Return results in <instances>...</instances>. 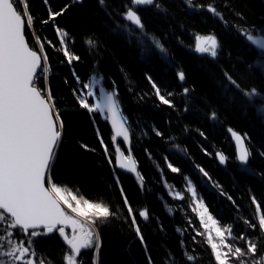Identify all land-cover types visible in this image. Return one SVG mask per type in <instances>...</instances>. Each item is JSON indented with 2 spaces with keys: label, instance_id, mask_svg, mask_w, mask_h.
I'll return each instance as SVG.
<instances>
[{
  "label": "snow or ice",
  "instance_id": "snow-or-ice-1",
  "mask_svg": "<svg viewBox=\"0 0 264 264\" xmlns=\"http://www.w3.org/2000/svg\"><path fill=\"white\" fill-rule=\"evenodd\" d=\"M42 6L38 16L32 0H0V264H113L105 252L110 227L126 235L129 247H140L133 264H200L198 238L213 264H264V168L251 164L264 160V143L254 144L229 121L254 112L264 123V22L249 23L235 0H64L58 7L42 0ZM190 14L212 18L219 31L194 32L193 43L184 44L183 18ZM228 37L253 58L235 52ZM115 41L137 52L149 91L139 88ZM172 41L196 54L200 79L177 61ZM161 63L178 88H162L154 78L152 66ZM80 65H90L87 75ZM201 83L210 84L211 98L200 94ZM128 98L135 111L126 107ZM145 105L166 119H148L139 111ZM74 114L87 118L98 147L72 134ZM217 133L232 152L216 144ZM66 144L99 157L108 172L104 191L84 193L87 170L68 163ZM192 147L230 178L227 187ZM125 175L143 206L130 196ZM236 175L258 180L259 195L241 188ZM150 194L184 217L174 229L175 247L147 205ZM205 194L229 206L232 223L221 225ZM145 229L162 237L158 247ZM47 240L61 242L59 254L42 247Z\"/></svg>",
  "mask_w": 264,
  "mask_h": 264
},
{
  "label": "trees",
  "instance_id": "trees-1",
  "mask_svg": "<svg viewBox=\"0 0 264 264\" xmlns=\"http://www.w3.org/2000/svg\"><path fill=\"white\" fill-rule=\"evenodd\" d=\"M54 7H58L64 3V0H51ZM236 6L238 8H242L248 18L249 23L259 25L261 22H264V0H235ZM32 7L34 12L38 16H43L44 9L42 6V0H32ZM185 20L188 31L185 32L183 36L184 44H192L193 43V35L194 32L199 33H207L212 28H216L219 31V25L215 20L210 17H201V16H193L189 15ZM48 38H51V34L46 33ZM229 44L234 48L235 52L241 53L245 55L247 59H252L253 54L248 53L242 48L238 42L231 39V37L227 38ZM115 51L125 64L129 66L132 70V75L135 77L136 83L143 91H149V86L146 81L143 80V72L145 70V66L141 64L137 60V52L133 49L128 48L123 41H115L113 44ZM80 49V46H77ZM172 50L176 53L177 61L183 62L184 66L188 69L190 73V78L200 79V61L196 58V54L190 52L187 48L182 45H177L175 41H172L170 44ZM82 51V49H80ZM155 71L153 73L154 78L158 81L161 87H165L166 85L170 86V89H176L179 85L173 78V74L170 70L161 64H154L152 66ZM90 65H80L78 67V72L82 75H87L89 72ZM61 73H66V69L61 68ZM71 80V77H69ZM56 83L60 84V79L57 78ZM210 84L201 83L199 86V92L201 95L207 94L211 98V92L209 91ZM126 107L133 111L136 110V105L133 99L128 98L126 100ZM140 112L143 113L145 117L150 120H154L157 122H162L166 119V112H157L150 105H145L139 109ZM72 121V134L78 136L82 139L83 142L89 143L93 147H98L95 143L94 135L92 128L89 125V122L86 117L82 115H73L71 117ZM229 121L233 124L237 129H243L247 131L249 135L252 137V141L256 145H260L264 143V123L261 122L260 116L254 112H249L247 115H239L237 114L234 117H230ZM103 124L104 122L101 121ZM194 125L198 122L191 121ZM109 128V126H108ZM107 131V129H105ZM225 134L217 133L216 134V144L218 146L225 147L229 152L234 150V146L229 144L225 138ZM192 154L196 157L198 162L204 163L209 170L213 172L214 175L219 176L221 182L225 183L226 187L229 182V177L226 175L219 173L216 165L210 160H206L203 156L199 154V152L192 147ZM65 157L69 164L75 163L87 170V178L82 181L83 191L88 196H95L97 193L104 191L101 187V178L107 177L108 172L107 168L99 167L98 161L99 157L94 156L89 153L80 154V150L77 148L75 144H66L64 148ZM251 164L254 168L261 169L264 168V160L259 158H254L251 161ZM144 167L146 171L151 175L150 162H145ZM230 168L234 169L235 164L230 165ZM124 180L126 189L129 191L130 196L141 206L145 203V198L141 196L136 191V186L133 183L132 178H128L127 175L122 178ZM178 179V178H177ZM232 179H235L239 182L240 187L244 188L246 186H251L254 191L259 195L262 190L261 184L258 180H248L242 179L239 175L234 176ZM169 180L173 181V177L169 176ZM206 199L210 205L211 210L214 215L219 213L218 218L221 219V225H225L228 223H232L234 219V214L229 208L227 204L216 197H209L208 194H205ZM147 205L152 209V211L161 217L163 222L167 228V241L172 246L175 247L177 244L176 237L180 236V233L174 232L175 227H183L184 226V217L176 216L175 212L169 214L166 209L162 208V203L158 200L155 195L147 196ZM190 213V209L188 210ZM193 216V222L197 223L198 221L195 219V214L190 213ZM175 217V218H174ZM146 235H148L150 243L153 247H158L162 237L160 235L154 234V232L150 229H145ZM105 235V252L107 254V258L113 262V264H133V261H138L142 252L137 243H133L131 247H129L128 239L126 235H121L120 232L116 228H108L104 230ZM200 239V244L198 247V251L202 253V258L200 259V264H213L210 248L206 245L203 238ZM42 247L52 250L53 252L59 254L61 250V242L59 240H47L42 244Z\"/></svg>",
  "mask_w": 264,
  "mask_h": 264
},
{
  "label": "water",
  "instance_id": "water-1",
  "mask_svg": "<svg viewBox=\"0 0 264 264\" xmlns=\"http://www.w3.org/2000/svg\"><path fill=\"white\" fill-rule=\"evenodd\" d=\"M109 128H110V125H109Z\"/></svg>",
  "mask_w": 264,
  "mask_h": 264
}]
</instances>
